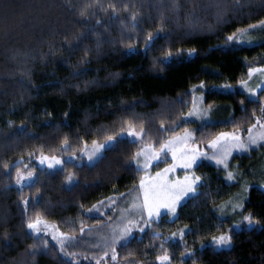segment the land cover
I'll return each mask as SVG.
<instances>
[{"label": "trees", "instance_id": "obj_1", "mask_svg": "<svg viewBox=\"0 0 264 264\" xmlns=\"http://www.w3.org/2000/svg\"><path fill=\"white\" fill-rule=\"evenodd\" d=\"M261 27L264 0H0V264H81L41 243L28 224L41 218L73 234L99 224L106 216L88 210L132 190L142 173L133 160L139 142L126 137L93 163L48 169L39 155L78 154L129 124L159 146L183 125L204 143L264 123V88L255 98L217 88L264 65V34L252 43L230 38ZM198 84L214 120L148 114ZM132 110L143 113L135 120ZM258 151L237 158L246 163ZM196 172L198 190L177 216L121 244L118 264H264V189L251 185L243 202L255 225L236 229L219 208L238 185L209 162ZM222 232L230 245L216 247Z\"/></svg>", "mask_w": 264, "mask_h": 264}, {"label": "rangeland", "instance_id": "obj_2", "mask_svg": "<svg viewBox=\"0 0 264 264\" xmlns=\"http://www.w3.org/2000/svg\"><path fill=\"white\" fill-rule=\"evenodd\" d=\"M258 31L255 34L240 32L230 38L237 43H252L257 34H264L262 27ZM217 88L224 91L240 90L248 97L255 98L264 88V65L250 68L236 85L223 84ZM204 90V85L198 84L173 103L163 100L157 111L148 114L166 116L169 112H182L183 121H195L199 124L210 122L214 120L216 108L206 104ZM144 110L141 106V111ZM132 111L129 116L135 120L143 113ZM135 126L129 124L117 136L84 145L78 154H41L35 158L38 165L48 169L61 167L68 160L93 163L118 139L126 137L139 142L133 160L142 171L132 190L108 196L88 210L90 214L106 216L99 224L85 226L73 234L63 231L56 223L41 218L34 219L32 223L38 220L40 223L37 228L30 230L39 236L41 243L54 245L60 253L77 263L118 264V247L121 244L130 240L137 232H143L165 214L174 219L180 205L197 192L201 179L196 167L202 162L216 165L223 171L228 183L238 185L232 197L219 208L220 214L231 217L236 229L255 225V219L244 213L243 202L251 185L264 189V123L260 118L255 119L246 130H223L204 143L195 139L192 126L183 125L180 130L169 134L159 146L145 141L143 129ZM254 149L259 150L258 155L246 163L237 158L251 154ZM259 156L263 158L261 163H258ZM247 167H252L249 174L246 173ZM24 175L27 173L22 170L19 177ZM253 175L254 178H251ZM220 236L229 237L222 232L213 238L212 243L216 247L229 246L230 242L226 245L216 244L215 241Z\"/></svg>", "mask_w": 264, "mask_h": 264}, {"label": "snow or ice", "instance_id": "obj_3", "mask_svg": "<svg viewBox=\"0 0 264 264\" xmlns=\"http://www.w3.org/2000/svg\"><path fill=\"white\" fill-rule=\"evenodd\" d=\"M138 155H140V154H138ZM38 223H40L39 220L36 223H30V224H28V227L30 229H35V228H37V224ZM215 242L218 245H226V244H228L230 242V237L220 236L218 239H216ZM165 259H167V258H165Z\"/></svg>", "mask_w": 264, "mask_h": 264}]
</instances>
